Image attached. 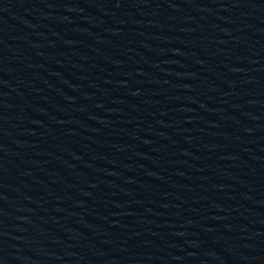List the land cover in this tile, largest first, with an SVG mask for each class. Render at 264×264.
<instances>
[{
	"label": "water",
	"instance_id": "1",
	"mask_svg": "<svg viewBox=\"0 0 264 264\" xmlns=\"http://www.w3.org/2000/svg\"><path fill=\"white\" fill-rule=\"evenodd\" d=\"M0 264H264V0H0Z\"/></svg>",
	"mask_w": 264,
	"mask_h": 264
}]
</instances>
